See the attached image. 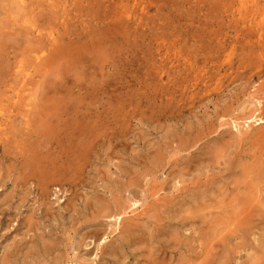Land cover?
Segmentation results:
<instances>
[{
    "label": "rangeland",
    "instance_id": "374dc122",
    "mask_svg": "<svg viewBox=\"0 0 264 264\" xmlns=\"http://www.w3.org/2000/svg\"><path fill=\"white\" fill-rule=\"evenodd\" d=\"M254 111L264 0H0V264H264Z\"/></svg>",
    "mask_w": 264,
    "mask_h": 264
},
{
    "label": "bare ground",
    "instance_id": "6f19581e",
    "mask_svg": "<svg viewBox=\"0 0 264 264\" xmlns=\"http://www.w3.org/2000/svg\"><path fill=\"white\" fill-rule=\"evenodd\" d=\"M26 8V7H25ZM40 12V11H39ZM26 14V13H25ZM38 14V13H37ZM40 15V14H39ZM41 17V16H40ZM45 18V17H44ZM103 18V17H102ZM106 20H107V18H106ZM44 22V21H43ZM113 22V21H112ZM69 24V23H68ZM59 26V25H58ZM79 33V32H78ZM86 33H88V32H86ZM62 37V36H61ZM90 38V37H89ZM104 39V38H103ZM42 40V39H41ZM64 42V41H63ZM74 43V42H73ZM50 44V43H49ZM75 45H77V44H75ZM101 45V44H100ZM56 47V46H55ZM70 47V46H69ZM92 48V47H91ZM82 49V48H81ZM100 50V49H99ZM65 52V51H64ZM89 53V52H88ZM101 54V53H100ZM98 56V55H97ZM41 62V61H40ZM77 62V61H76ZM49 63V62H48ZM89 63V62H88ZM65 64V63H64ZM93 64V63H92ZM66 69V68H65ZM263 69V68H262ZM259 73V72H258ZM43 79V78H42ZM255 112L256 111H254V113L249 117V118H247V120H249V121H254L255 123H257L258 125H260V124H262L263 122H264V117H262V116H258V115H256L255 114ZM82 121V120H81ZM237 123V122H236ZM51 141V140H50ZM52 142V141H51ZM246 169V171L247 172H251V170H250V168L248 167V168H245ZM133 205L134 206H137V203L135 202V203H133ZM118 220L120 221L121 220V217H120V214H119V216H118ZM121 223V222H120ZM120 226V225H119Z\"/></svg>",
    "mask_w": 264,
    "mask_h": 264
}]
</instances>
